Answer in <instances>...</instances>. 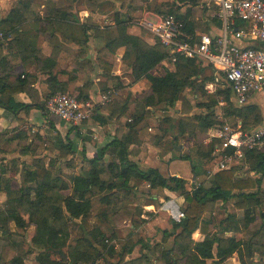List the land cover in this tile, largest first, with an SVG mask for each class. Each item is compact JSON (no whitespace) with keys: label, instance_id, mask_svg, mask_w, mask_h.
Segmentation results:
<instances>
[{"label":"crops","instance_id":"0c3cea01","mask_svg":"<svg viewBox=\"0 0 264 264\" xmlns=\"http://www.w3.org/2000/svg\"><path fill=\"white\" fill-rule=\"evenodd\" d=\"M25 1L0 0V29L6 31L3 32L6 35V39L0 42V99L2 103H7L11 98L14 103L21 106L15 117L0 103V134L6 132L7 129L17 127L18 122L24 123L23 118L32 115L35 111H39L41 119L44 120L38 105L44 103L48 94L47 72H50L52 76L57 78L55 87L60 86L65 93L77 98L80 97L79 99H84V102L94 105L93 116L79 126H69L57 117H51L57 131L62 133L63 131L66 132L65 128L68 129L67 134L70 140L76 139L78 136L83 142L85 153L91 155L92 158L99 157L100 148L114 139H121L128 134L127 124L132 121L138 103L144 104V98L148 90V81L146 79L134 81L130 68L126 66L123 60L125 47L123 45L117 46L113 42L114 38L112 37L117 33L118 23L126 26L127 34L140 37L150 46L159 44V42L146 27V23L157 22L160 16L163 15L161 13L169 8L180 7L175 13L180 14L181 18L187 9L186 7H192L191 14L194 30L191 35L208 34L216 37L222 33L223 27V22L216 16V6H208L204 0H196L194 6L190 4L189 0H138V2H135L136 0H29L28 14H34L36 16L35 19L38 20L29 17L26 21L13 25L9 29L8 25L1 24L13 11H22L24 9L22 4ZM60 12L65 13V18H60ZM45 19H48V21ZM240 25V23H237V27ZM235 43L237 45H247L250 42L243 40L235 41ZM47 60L49 61L45 63ZM195 64L201 68H208L201 75H198L196 80L200 82L204 75L211 76V80L205 82L204 90H206L207 94H220L219 105L223 107L225 101L222 99L221 94H223L224 90H217V88H226V84L204 62ZM173 67L174 65L171 62L165 61L156 69L164 72L165 68L173 70ZM22 78L26 80V83L20 91L11 94L5 90L18 85V80ZM103 97L107 100H103ZM229 101L237 108L244 106L256 107L260 110L259 114L262 119L260 123H264L263 93H255L251 96L248 103L244 106H238L230 90ZM193 102H191L192 109L196 110ZM25 106L28 107V110L24 109ZM150 111L152 115L144 119L136 128L137 134H133L136 141H132L128 146V159L134 162L141 170L153 168L161 176L176 177L182 183H185L188 176L191 175L192 188L200 183L205 184L210 181L218 172L212 162V153L211 158L208 160L209 166L204 173L205 179L200 181V176L194 169L193 159H190L183 150V143H180L181 137H178V135L173 136L176 144L171 145V150L167 149L165 147L167 146L166 142L162 144L167 134L165 135L164 131L159 128L161 122L156 112L157 109L150 108ZM152 117L157 119L155 125L157 130L155 129L154 134H148L147 131L151 132L152 128L146 125L147 123L152 124L149 122L153 119ZM219 117L221 124L206 131L204 146L213 143L215 146L219 143V139L214 136L223 124H227L234 129L240 128L247 131L262 125L259 123L258 125H252L253 127L243 128L240 119L225 118L223 113H219ZM25 121L29 124L28 120ZM229 123H232V125ZM71 127L73 129L69 130ZM67 134L65 133L63 136ZM74 134H76L75 138ZM81 134L87 138L82 137ZM172 151L177 153V156ZM257 151L264 152V147ZM182 155L187 156L188 159H181ZM103 161L105 163L109 161L114 164L118 163L117 158L115 156L112 157L109 152L104 154ZM255 163L254 157L249 155L241 160L233 161L228 168L219 171L234 168L235 176L238 179L234 184L237 190L254 191L256 189L255 186H257L255 185L256 181L258 182L259 190L264 191V176L260 172L253 171ZM183 164L189 169L186 173H184L183 169L186 168H183ZM141 184L149 188L147 183L142 182ZM132 187H134V190L136 189L135 185L130 184L128 190ZM163 190L164 196L154 193L150 196L148 203L143 202L140 198L137 199L134 201L133 206L130 207V210H136L140 207L142 209L154 207L157 202L160 203L166 197H171L174 200L172 196L176 193L166 189ZM183 192L189 191L183 189ZM131 195L133 198V194ZM180 196L182 198L181 194ZM121 202L123 201L121 200ZM234 202V199L223 203L217 201L214 206L217 203H221V206L224 205L226 207L223 217H226L225 215L227 214H235L237 218L241 219L244 212L236 209L233 206ZM120 207H122V203L117 205V207H112V216ZM165 207H170L174 212L176 210L174 203H168ZM144 211L146 212V210L142 211L145 216L146 213ZM143 214L140 217H143ZM207 214L205 213L204 217L209 220L210 217ZM153 215L147 213V216L153 217ZM211 215L214 217L215 213L211 212ZM112 216L108 218L109 221L113 220ZM257 217L255 215L254 223L247 229L234 232L232 228H229L220 234L222 238L252 241L253 255L249 259V264H264V226L258 225L259 218ZM222 218L216 222L219 223ZM157 219H154V221ZM165 221L160 241L152 247L146 244V248L141 249L143 254L148 256L149 259L151 256L152 259L155 258V260L159 261L160 250H170L174 245L175 237L179 234V230L172 228L174 222L169 217ZM147 222L149 223V219H146L145 223L147 224ZM131 227V230L135 229L133 225ZM164 232L172 235L165 238ZM191 239L194 242L201 241L204 239V235L196 230L192 233ZM147 251H150L149 254H147ZM212 253L216 254V246L213 247ZM177 255L178 253H175V256ZM229 261L232 264H240L238 253L234 252L226 257L222 264H227ZM207 264L213 263L208 260Z\"/></svg>","mask_w":264,"mask_h":264},{"label":"trees","instance_id":"16d2710c","mask_svg":"<svg viewBox=\"0 0 264 264\" xmlns=\"http://www.w3.org/2000/svg\"><path fill=\"white\" fill-rule=\"evenodd\" d=\"M189 1L191 5H195L196 0ZM28 2L30 1L26 0L22 4L24 7L22 11H13L1 24L8 25L9 29L13 25L26 21L29 17L38 20L35 19L34 14H28ZM179 9L180 7L169 8L161 14H172ZM191 13L192 7H189L181 16L185 31L189 34H193L194 30ZM59 16L65 18L66 15L64 12H60ZM45 20L48 21V19ZM118 25L116 35L112 37L114 38L113 42L117 46L123 45L125 47L123 60L126 66L130 68L134 81L141 79L148 81L144 104L138 103L132 121L127 124L128 134L121 139H114L100 148L99 157L87 159L83 156L85 152H82L88 170L86 174L69 175L68 181L63 180L60 174H53L38 159L34 160V169L28 166L24 167L22 170V185L16 190H13L9 179L0 175V194L4 192L7 197L5 205L0 206V231L5 233L8 230L7 225L9 223H15L19 228L26 227L30 223L33 226L34 233L29 241L31 248L25 254L35 253L33 257L34 264H97L96 262L102 257L101 248L105 249L107 247L109 254L115 253L114 246H108L105 242H111L116 238V235L113 232L111 236H106L100 230L99 225H92L88 220L91 213L94 214L96 210L93 198L98 197L100 205L103 204V207H117L121 203L117 193L121 190H128L130 188L129 183L133 180L139 183H147L150 190L166 189L182 195V204L179 206L185 214V219L180 223L174 222L172 224V228L179 230V234L175 237L174 245L170 250H160L159 260L163 261L164 264H207L208 260H211L213 264H222L226 257L234 252L238 253L240 264H249V259L253 255L252 241L222 238L220 234L229 228H232L234 232L247 229L254 223L255 215L259 218L258 225L264 226V191L259 190L258 182L255 181L257 186H255L254 191L235 189L234 184L238 179L235 176L234 168H231L218 171L207 183H200L189 192H183L184 186L179 178L163 177L153 168L141 170L127 157L128 146L132 141H136L133 134H137V126L152 115L150 108L156 110V106L161 104L169 108L175 107L186 89L192 92L196 101L198 97L206 99L203 102H195V108L206 110L207 113L194 115L192 122L189 123L185 119L179 118L176 126L178 137L186 136L187 139H190L193 135L205 136L208 129L218 127L221 124V121H218L215 115V111H213L217 105V100L212 99L204 90V84L211 80V76L204 75L200 82L196 80V77L208 68L197 66L193 60L179 58L175 63H172L174 65L173 70L165 68L163 74L156 75L153 71L163 62L169 61L166 50L160 44L148 45L140 37L127 34L125 25H121V23H118ZM0 32L6 31L0 29ZM48 61H45V63ZM47 75L48 94L44 103L38 105V109L46 120L50 114L45 108V102L57 93H65L60 86L55 87L57 83L56 76H52L50 72H47ZM25 83L26 80L19 79L18 85L5 90L11 94L18 92ZM221 95L225 101L224 108H221L225 118L240 119L243 128L260 123L261 117L256 107L244 106L237 108L233 106L229 101L230 89L228 86ZM75 98L85 101L79 99L80 97ZM0 103H2L1 99ZM2 105L15 117L21 107L14 103L11 98ZM189 108H191V105ZM24 109L28 110V107L25 106ZM160 122L159 128L166 135L168 127L163 126V124L168 123L169 120L165 116V118L160 119ZM50 124L53 127V123ZM71 129L73 127L69 130ZM57 135L55 147L63 150L64 153L73 151V142L68 138V135L65 139H62L59 134ZM16 136H19V133ZM1 138L6 139L8 143L12 140V137L6 136V132L0 134ZM36 138L41 140L42 136L36 135ZM28 148L29 146L25 145L23 150ZM213 148L214 143L204 146L200 142L197 156L200 159L209 160ZM106 152H109L112 157L115 156L118 163L114 164L110 161L105 163L103 157ZM249 155L256 160L253 171L260 172L264 176V152L253 150L247 152L244 157ZM181 159H188V157L182 155ZM165 199L170 200L171 197ZM230 199L235 200L233 206L236 209L243 210V218L239 219L235 214H227L219 223L216 222L215 217H211L209 220L204 218V214L210 212L217 201L223 203ZM120 210L131 212V214L135 212V210L132 211L123 206ZM22 214L27 216L25 220ZM102 216L106 217L107 215L102 214ZM118 216V212H116L112 217L117 218ZM76 220H80L79 225L84 229V233L76 244L68 246L66 251L65 248L70 237L67 228L70 223ZM132 221L134 222V219ZM196 230L204 235L203 240L194 242L191 239L192 233ZM169 235L172 234L164 232L165 238ZM3 246H6L5 243ZM134 246L135 243L121 252L122 261L119 264H122V262L124 264H151L150 259L145 254H141L135 259L124 260L126 255L132 253ZM214 246H216L215 255L212 253ZM143 248H146V246ZM175 253H178V255L175 256ZM0 264H24V255L14 254L7 261L0 257Z\"/></svg>","mask_w":264,"mask_h":264},{"label":"rangeland","instance_id":"374dc122","mask_svg":"<svg viewBox=\"0 0 264 264\" xmlns=\"http://www.w3.org/2000/svg\"><path fill=\"white\" fill-rule=\"evenodd\" d=\"M135 2H138V0H136ZM162 16H164V14ZM154 73L161 75L163 74V71L160 69H156ZM221 89L225 90V87L217 88V90H221ZM215 94L217 93L208 94V95H210L212 99L214 98L217 100V105L215 106L213 111H215V115L217 116L218 121H221L219 117V113H222L221 108H224L225 105L223 107H220L219 105L220 98ZM204 100L206 99L202 97L197 98L198 102L199 101L203 102ZM197 101L196 98H194L192 92L186 90L180 96L179 101L175 104V107L169 108L164 104L158 105L156 107L158 118L163 119L166 116L169 120L168 123L163 124V126L168 127L167 129L168 132L166 133L167 136L164 139L165 141L162 142V144H165L166 142L167 146L165 147L167 149L171 150V145L176 144V142H174L173 136L178 135V130L176 126L179 118L185 119L189 123L192 122V117L194 115H198V114L204 115L205 113H207V111L203 109L193 110L192 106L191 108H189L190 105H192L191 102H193V104L195 105V102ZM187 102L189 103V105ZM51 117L52 116L49 115L47 120L46 119L43 120L40 117V112L35 111V113L33 112L32 115L23 118L24 123L18 122L17 127L13 129H7L6 136L12 137L11 142L8 143L6 142V139L4 140L3 138L0 139V175L10 180L13 190L18 189L19 186L22 185L21 184L22 176H23L22 170L24 169V167L28 166L31 169L35 168L34 167L35 159L41 160V163L45 168L50 170L53 174L55 173H57L58 175L60 174L61 178L65 181H68L67 178L69 175L86 174L88 170V165L83 160V156H85L86 158H92V156L89 154L87 155L86 153H84V155L82 156V152H85L84 151L85 148L83 147V142L80 140L78 136L76 139L71 140L73 142V151L64 153L63 150L57 149L55 147V143L58 137L57 134H59L60 137L63 139L66 137V135L63 136V134L65 133L67 134L68 129L65 128L64 130L66 132L63 131L62 133H59V131H57V129L55 128L54 122L52 121ZM25 120H28L29 124ZM49 122L53 123V127ZM149 122L152 124L147 123L146 126L151 127L152 131L151 132L147 131V133L154 134L156 129L155 125L157 119L153 118ZM229 124L232 125V123ZM260 124L264 125V123H260ZM252 125L253 124H251L250 126ZM18 133L19 136H16V134ZM36 135L42 136L41 140L37 139ZM75 135L76 134H74V138ZM20 136L21 138H19ZM81 136L86 137L85 135L82 134ZM205 137L206 136L203 135H201L200 137L193 135L191 136L190 139H187L186 136H183L181 137V141H180V143H183V150L186 152L185 154L189 156L190 159H193L195 164L194 169L195 172L199 174L200 181L205 179L204 173L206 172V169L209 166L208 160L206 159L202 160L197 156L198 145L200 144V142L204 145ZM25 145L29 146L27 150H23V147ZM172 153L175 154V156H177V153H175L174 151H172ZM183 166H184L183 168H186L183 169L184 173H186L189 169L185 167L186 166L185 164H183ZM191 179H192L191 175H189L187 181L183 183L185 184L183 185L184 186L183 189L185 191H190L192 189L193 185L190 182ZM130 184L135 185L136 189L134 190L133 189L134 187H132L128 191H121L120 193H117L118 198L123 201L121 202L122 206H124L127 209H130V207L133 206L134 201H136L139 198L142 199L143 202L148 203L150 201V196L154 193H157L160 196H164L163 189L150 190L149 188L145 187L144 184H141L136 181H132ZM131 194H133V198L131 197L132 196ZM172 197H174V200L179 205L182 204V198L180 194H174ZM6 200L7 197L5 196L4 192L1 193L0 206L1 205L4 206ZM164 201L167 200L163 198L160 201V203L155 202L156 204L154 205V207H148L147 209H142L140 207L139 209H136L135 212H133V214H131V212L120 210L122 208L120 207V209L117 211L119 216L117 218L112 217L113 220L109 221L108 218L112 216L113 206L103 207V204L100 205L98 197L93 198V202L95 204L96 210L94 214L91 213L90 217H88V220L92 225H99L100 230L104 232L106 236L108 237L111 236L113 232L116 235V238L113 239L111 242L108 243L105 242L108 246L111 245L114 246L115 253L109 254L107 252V247L105 249L100 247L102 252V257L96 263L119 264V262L122 261L121 252H123L125 249H128L134 243L135 246L132 249L133 252L131 253V255H126L124 260L126 261L133 258H138L140 256L138 254H143L141 249L145 247L146 244L147 246L152 247L155 243L160 241V239L162 238L161 237L162 230L166 222L165 220L169 217L165 211H162L160 209ZM143 210H146V212L144 211V213H146L145 216L142 212ZM225 210L226 207L224 205L221 206V203H217L214 207H212V210L208 212L207 215L208 217L211 218L212 217L211 212H214L215 219L219 220L224 216ZM147 213H151L152 215L153 214L154 215L153 217L152 216L150 217L147 216ZM102 214H106L107 216L104 217L102 216ZM141 214H143V217L142 216L140 217ZM22 217L24 218V220L25 218H27V216L24 214H22ZM156 218L158 219L154 221V219ZM133 219L134 222L132 221ZM146 219H149V223L147 222V224L145 223ZM74 222L70 223L67 228L70 237L68 239L67 246L65 248L66 251L68 249V246H74L77 240L81 238L84 233L83 231L84 229L79 225L80 220H76ZM131 225H133L135 229L131 230L132 229ZM7 226H8V230L5 233L3 231H0V257L4 261H7L9 258L14 256V254L24 255V264H34L33 257L35 253L32 252L30 254H25V252H27L28 249L31 248L29 245V241L34 233L33 226L30 223H28L26 227L24 226L22 228H19L15 223H9ZM4 243L6 246H3ZM149 252L150 251H147V254H149ZM150 261L151 264H164L163 261L161 260L157 261L155 260V258L152 259L151 256H150ZM122 264L124 263L122 262ZM227 264H232V262L229 261Z\"/></svg>","mask_w":264,"mask_h":264},{"label":"built area","instance_id":"2783aa9c","mask_svg":"<svg viewBox=\"0 0 264 264\" xmlns=\"http://www.w3.org/2000/svg\"><path fill=\"white\" fill-rule=\"evenodd\" d=\"M204 1L208 6H216V16L223 22L222 33L216 37L187 33L178 13L160 16L157 22L146 23V27L166 50L171 63L179 58L204 62L229 87L236 104L244 106L255 93L264 94V0ZM237 23L241 25L237 27ZM5 39L6 35L0 32V42ZM243 40L250 43H235ZM45 108L51 116L70 126H79L94 113L93 104L66 93L50 97ZM214 137L219 143L214 146L212 162L216 170H224L233 161L243 159L247 152L264 147V125L246 131L223 124ZM168 203H175V213L165 207ZM160 209L175 223L185 219L173 199L164 201Z\"/></svg>","mask_w":264,"mask_h":264},{"label":"bare ground","instance_id":"6f19581e","mask_svg":"<svg viewBox=\"0 0 264 264\" xmlns=\"http://www.w3.org/2000/svg\"><path fill=\"white\" fill-rule=\"evenodd\" d=\"M175 204V203H174ZM172 210V209H171ZM173 213H175L173 210H172Z\"/></svg>","mask_w":264,"mask_h":264},{"label":"water","instance_id":"95a60500","mask_svg":"<svg viewBox=\"0 0 264 264\" xmlns=\"http://www.w3.org/2000/svg\"><path fill=\"white\" fill-rule=\"evenodd\" d=\"M176 149H177V150H179V148H178V147H176Z\"/></svg>","mask_w":264,"mask_h":264}]
</instances>
